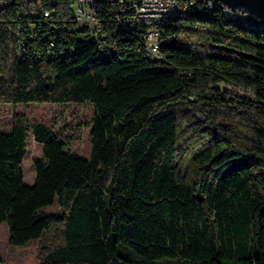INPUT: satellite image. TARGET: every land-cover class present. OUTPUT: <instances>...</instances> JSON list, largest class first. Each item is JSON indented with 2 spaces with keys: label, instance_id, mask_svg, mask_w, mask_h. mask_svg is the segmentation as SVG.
Here are the masks:
<instances>
[{
  "label": "trees",
  "instance_id": "trees-1",
  "mask_svg": "<svg viewBox=\"0 0 264 264\" xmlns=\"http://www.w3.org/2000/svg\"><path fill=\"white\" fill-rule=\"evenodd\" d=\"M48 2L0 8V102L92 103L91 153L22 113L0 130L9 243L38 241L37 264H264V27L206 0L121 22L130 0H95L97 32Z\"/></svg>",
  "mask_w": 264,
  "mask_h": 264
},
{
  "label": "rangeland",
  "instance_id": "rangeland-1",
  "mask_svg": "<svg viewBox=\"0 0 264 264\" xmlns=\"http://www.w3.org/2000/svg\"><path fill=\"white\" fill-rule=\"evenodd\" d=\"M245 20V19H244ZM153 26V25H152ZM22 113L29 121L30 126L42 122L66 141L74 153L89 157L91 153V124L94 114L92 103H9L0 102V130L12 129L13 117ZM27 154L23 160L24 178L32 183L35 178L34 161L42 158L43 149L34 137L32 131L28 134ZM49 212L59 211L57 205L46 208ZM119 250L122 254L132 257L134 254L127 246L121 244ZM0 251L2 260L0 264H37L39 261V242L31 240L26 245H12L9 243V227L7 222L0 223Z\"/></svg>",
  "mask_w": 264,
  "mask_h": 264
},
{
  "label": "built area",
  "instance_id": "built-area-1",
  "mask_svg": "<svg viewBox=\"0 0 264 264\" xmlns=\"http://www.w3.org/2000/svg\"><path fill=\"white\" fill-rule=\"evenodd\" d=\"M37 5L42 9L44 16H49L51 14V10L48 8H44L43 3L45 0H34ZM51 3H55L57 0H48ZM74 4V15L76 20L80 25H91L95 29V31H100L101 24L97 19L95 7L85 6V0H75ZM194 2L195 0H190ZM4 2L6 0H0V8L4 7ZM48 2V3H49ZM209 6L222 5L224 9V13H232L233 15H242L246 17L247 12L244 9L231 10L226 5L220 2H209ZM178 5V0H130L127 6L125 7V14L119 17L121 22L129 21L132 22L135 17L141 18L148 21H159L158 15H151V8H155L157 6H171ZM142 8H150V15H142ZM127 12L131 13V16L127 15ZM157 31L149 32L148 38L151 41V53L155 54V57H161L160 54V46L156 39Z\"/></svg>",
  "mask_w": 264,
  "mask_h": 264
},
{
  "label": "water",
  "instance_id": "water-1",
  "mask_svg": "<svg viewBox=\"0 0 264 264\" xmlns=\"http://www.w3.org/2000/svg\"><path fill=\"white\" fill-rule=\"evenodd\" d=\"M220 2L231 10L244 9L246 22L254 27H264V0H206Z\"/></svg>",
  "mask_w": 264,
  "mask_h": 264
},
{
  "label": "bare ground",
  "instance_id": "bare-ground-1",
  "mask_svg": "<svg viewBox=\"0 0 264 264\" xmlns=\"http://www.w3.org/2000/svg\"><path fill=\"white\" fill-rule=\"evenodd\" d=\"M95 0H85V6L88 5V3H92ZM89 6V5H88ZM176 5L171 6H157L155 8H151V15H158V19H166L171 16V13L175 10ZM142 15H150V8H142ZM243 19L246 20V17L242 15H237ZM154 32V31H151ZM150 53H151V43L149 45ZM152 57H155V54H150Z\"/></svg>",
  "mask_w": 264,
  "mask_h": 264
}]
</instances>
